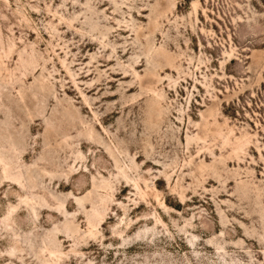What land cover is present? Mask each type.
Returning <instances> with one entry per match:
<instances>
[{
	"label": "rangeland",
	"instance_id": "1",
	"mask_svg": "<svg viewBox=\"0 0 264 264\" xmlns=\"http://www.w3.org/2000/svg\"><path fill=\"white\" fill-rule=\"evenodd\" d=\"M0 264H264V0H0Z\"/></svg>",
	"mask_w": 264,
	"mask_h": 264
}]
</instances>
